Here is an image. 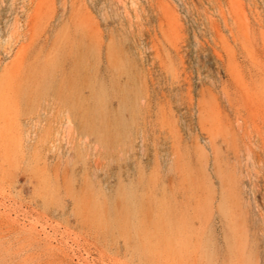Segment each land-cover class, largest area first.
<instances>
[{
    "label": "rangeland",
    "instance_id": "obj_1",
    "mask_svg": "<svg viewBox=\"0 0 264 264\" xmlns=\"http://www.w3.org/2000/svg\"><path fill=\"white\" fill-rule=\"evenodd\" d=\"M223 1L0 0V264H264V0Z\"/></svg>",
    "mask_w": 264,
    "mask_h": 264
},
{
    "label": "bare ground",
    "instance_id": "obj_2",
    "mask_svg": "<svg viewBox=\"0 0 264 264\" xmlns=\"http://www.w3.org/2000/svg\"><path fill=\"white\" fill-rule=\"evenodd\" d=\"M223 1V0H222ZM226 1V0H225ZM225 1H223V3L225 2ZM252 1V0H251ZM227 2V1H226ZM228 4V3H227ZM226 4V5H227ZM234 4V3H233ZM237 4H238V2H237ZM224 6H225V3L223 4ZM230 5V4H229ZM221 6V5H220ZM239 6V5H238ZM227 7V6H226ZM229 7V6H228ZM221 8H222V6H221ZM232 8V7H231ZM231 8H229L230 10H231ZM235 8V7H234ZM237 8V7H236ZM239 8V7H238ZM224 10V9H223ZM226 10H227V8H226ZM229 10V11H230ZM232 11V10H231ZM233 12V11H232ZM260 13H261V11H260ZM229 17V16H228ZM250 18V17H249ZM229 20V19H228ZM234 26V25H233ZM249 28V27H248ZM255 28V27H254ZM246 30V29H245ZM242 35V34H241ZM260 39V38H259ZM257 48V47H256ZM259 49V48H258ZM257 50V49H256ZM107 59V58H106ZM77 65V64H76ZM71 67V66H70ZM147 81V80H146ZM153 84H154V81H153ZM166 92V91H165ZM61 98H62V96H61ZM61 98H60V100H61ZM237 122H238V120H237ZM264 147V146H263ZM249 156V155H248ZM264 157V156H263ZM259 213V212H258ZM216 220V219H215ZM218 222V221H217ZM214 223V222H213ZM237 225V224H236ZM216 226V225H215ZM241 230V229H240ZM249 243V242H248ZM221 245V244H220ZM120 246V245H119ZM120 248V247H119Z\"/></svg>",
    "mask_w": 264,
    "mask_h": 264
}]
</instances>
